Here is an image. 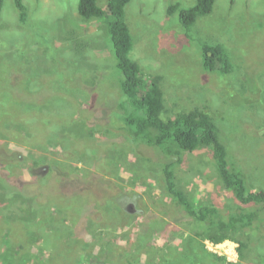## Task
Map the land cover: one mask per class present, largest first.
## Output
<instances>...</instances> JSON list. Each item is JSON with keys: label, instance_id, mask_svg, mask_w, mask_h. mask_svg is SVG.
I'll return each mask as SVG.
<instances>
[{"label": "rangeland", "instance_id": "rangeland-1", "mask_svg": "<svg viewBox=\"0 0 264 264\" xmlns=\"http://www.w3.org/2000/svg\"><path fill=\"white\" fill-rule=\"evenodd\" d=\"M78 2L23 0L27 18L20 24L14 0L4 1L0 164L22 169L29 200L22 203L0 190V264H220L202 260L197 242L185 246L193 223L177 220L162 175L164 155L175 147L147 146L122 129L121 75L105 20L82 19ZM194 2L132 0L125 8L134 43L130 57L142 78L161 76L162 118L206 108L231 161L251 187L264 190V0H215L212 13L198 19L192 39H186L178 14L169 16L167 9L174 4L187 9ZM98 5L104 7L105 0ZM202 43L223 45L234 72L204 71ZM79 45L83 49L77 51ZM172 159L182 161L175 177L194 204L234 209L205 150L179 152ZM51 168L90 182L89 203L69 202L79 219L42 211L55 200L67 207L54 193L53 177L42 179ZM129 205L138 212L130 215ZM33 214H42L43 229ZM251 233L242 263L239 255L225 256L224 248L204 244L232 264H262L263 234Z\"/></svg>", "mask_w": 264, "mask_h": 264}, {"label": "trees", "instance_id": "trees-1", "mask_svg": "<svg viewBox=\"0 0 264 264\" xmlns=\"http://www.w3.org/2000/svg\"><path fill=\"white\" fill-rule=\"evenodd\" d=\"M4 1L0 0V18ZM98 1L79 0L77 11L78 15L86 21L105 20L116 61V69L121 75L120 91L123 99L118 102L117 110L121 113L124 126L122 129L132 139L140 140L147 146L160 148L171 144L175 147L170 152L167 149L168 154L164 155L162 175L165 192L173 203L175 202V214L177 217L179 216L177 220L187 219L193 223L190 234L184 239L185 246H193V242H197L201 249V253L197 252V254L201 255L202 260L210 258L216 263L232 264L227 262L225 257L210 253L204 244L207 241L212 244L231 241L238 245V255L240 263H242L246 259V251L249 246L248 232H252L251 234L262 233L264 239V190L251 187L244 172L231 161L227 147L220 140L218 126L206 108H195L189 112H180L173 118H162L165 108L164 93L159 85L161 76L152 77L151 81L142 78L140 65L130 57L134 43L126 23L125 8L132 0H105L104 7H100ZM214 2L215 0H195L194 4L187 9H181L179 4H174L168 7L167 14L169 16L178 14V21L186 39L189 37L192 39V29L197 20L212 13ZM14 7L18 11L20 24H24L27 18V9L23 0H14ZM79 48L83 49L79 45L77 51ZM200 51L204 71L214 72L220 76L234 72L235 68L223 45L202 43ZM246 84L252 83L246 81ZM202 150L206 151L208 162L213 165L221 185L231 193L235 203L233 210L223 211L210 203L194 204L177 184L175 166L181 164L182 161L180 159L173 161L171 156L178 157L179 152L191 154ZM202 158L204 159V157ZM2 164H0V190L7 191L6 195L14 193L16 198L25 203L28 201V195L24 185L28 182L24 178L22 169L16 166L11 170H6L7 167ZM52 176L58 177V174L54 172ZM60 178L61 181L52 180L55 185L54 193L57 197L67 201V207L60 205L55 200L56 207L49 204L51 208L48 207V212L49 214L63 215L64 220L79 219L75 215L78 214L76 210L74 213L69 211V202L75 201L77 204V200H81L83 197L85 198L82 200L83 202L92 200L93 198L89 196L92 186L89 187L84 183L88 191L86 194L82 192L80 197V193L76 191L72 182L61 176ZM35 185L38 187L39 183ZM84 185L82 184V187ZM36 196L39 197L38 194ZM40 202H42L41 199ZM46 205L48 204H45L44 207ZM74 207L77 209L78 205ZM41 215L34 216L33 214V219L38 218L39 230L46 226V223L41 224L40 222ZM91 224L93 225L89 220L88 225ZM261 259L264 264V256H261ZM126 264H131V262Z\"/></svg>", "mask_w": 264, "mask_h": 264}, {"label": "flooded vegetation", "instance_id": "flooded-vegetation-1", "mask_svg": "<svg viewBox=\"0 0 264 264\" xmlns=\"http://www.w3.org/2000/svg\"><path fill=\"white\" fill-rule=\"evenodd\" d=\"M6 167H7V165H5ZM1 172V171H0ZM45 173L41 176L42 177V179H47V178H51V177H53L52 175L54 174V172L56 173V174H58V177H53V179L52 180H57V181H61V178H60V176L62 177V178H65V179H67L68 181H70V182H72L73 183V185H74V187L76 188V191L78 192V193H80V197H81V193L83 192V193H85L86 194V191H88V188L84 185V183H86L89 187H90V182L87 180V178L85 179V180H81V179H77V178H71L70 176H67V175H65V173H63V172H60V171H58V170H56V169H53V168H51L50 170H48V169H45V171H44ZM105 178L106 179H108V166H107V168L105 169ZM0 177H1V175H0ZM82 184L84 185V187H82ZM58 188V187H57ZM79 188H80V190H79ZM83 188V189H82ZM58 189H60V188H58ZM90 196V195H89ZM108 196V195H107ZM88 198H90V197H88ZM83 199H85L84 197L81 199V200H83ZM29 200V199H28ZM107 200H108V197H107ZM91 200L89 199V200H86V202H84L85 204H87V203H89ZM79 205H80V203H79ZM133 206L132 205H129L127 208H126V211L128 212V213H131L130 215H132L134 212H138L137 210H135L134 208H132ZM107 208H108V204H107ZM48 205H46V207H44V205H43V207H42V211L43 212H46V211H48ZM107 216L105 217V223H108V210H107ZM43 241V239H41V242Z\"/></svg>", "mask_w": 264, "mask_h": 264}, {"label": "built area", "instance_id": "built-area-1", "mask_svg": "<svg viewBox=\"0 0 264 264\" xmlns=\"http://www.w3.org/2000/svg\"><path fill=\"white\" fill-rule=\"evenodd\" d=\"M207 245H211V247L214 248H224L225 250V256L226 255H231V256H238V245L234 242L231 241H224L220 244H212V243H207ZM227 260L230 261V258L226 257Z\"/></svg>", "mask_w": 264, "mask_h": 264}]
</instances>
